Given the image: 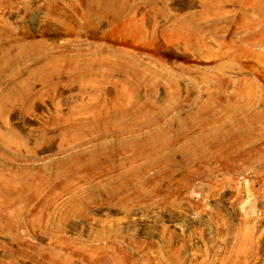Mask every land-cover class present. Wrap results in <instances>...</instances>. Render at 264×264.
Segmentation results:
<instances>
[{
    "label": "rangeland",
    "instance_id": "374dc122",
    "mask_svg": "<svg viewBox=\"0 0 264 264\" xmlns=\"http://www.w3.org/2000/svg\"><path fill=\"white\" fill-rule=\"evenodd\" d=\"M0 264H264V0H0Z\"/></svg>",
    "mask_w": 264,
    "mask_h": 264
}]
</instances>
